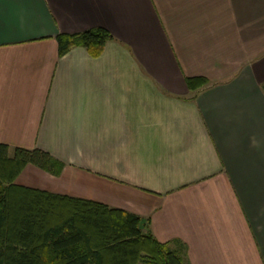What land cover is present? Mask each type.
<instances>
[{
	"label": "crops",
	"instance_id": "0c3cea01",
	"mask_svg": "<svg viewBox=\"0 0 264 264\" xmlns=\"http://www.w3.org/2000/svg\"><path fill=\"white\" fill-rule=\"evenodd\" d=\"M93 28L99 56L59 57ZM262 85L264 0H0V143L56 160L15 182L137 214L190 264H264Z\"/></svg>",
	"mask_w": 264,
	"mask_h": 264
},
{
	"label": "trees",
	"instance_id": "16d2710c",
	"mask_svg": "<svg viewBox=\"0 0 264 264\" xmlns=\"http://www.w3.org/2000/svg\"><path fill=\"white\" fill-rule=\"evenodd\" d=\"M111 39L103 28L59 34L58 55L82 47L95 58ZM186 84L196 91L208 81ZM55 162L39 148L0 143V264H190L158 242L137 214L15 182L25 165L50 170Z\"/></svg>",
	"mask_w": 264,
	"mask_h": 264
}]
</instances>
